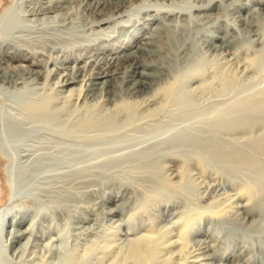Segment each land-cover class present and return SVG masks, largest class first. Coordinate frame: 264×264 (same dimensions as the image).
Returning a JSON list of instances; mask_svg holds the SVG:
<instances>
[{
    "label": "rangeland",
    "instance_id": "374dc122",
    "mask_svg": "<svg viewBox=\"0 0 264 264\" xmlns=\"http://www.w3.org/2000/svg\"><path fill=\"white\" fill-rule=\"evenodd\" d=\"M94 1L67 2L61 18L63 47L69 52L63 56L68 61L65 64L82 67L86 76L95 71L92 60L103 54H127L116 59L110 68L115 71L127 68L133 56L150 60L135 46L143 41L141 36L153 33L149 28L159 25L158 8L174 6L203 14L192 9L210 4L212 9L204 12L209 16L199 19L197 28L215 31L216 23L226 26L233 22L239 33L233 28L216 32L218 37L205 56V65L194 69L197 75L204 74L174 95L168 87L175 78H169L158 92L146 89L134 96L113 88L110 102L100 92L84 97V86L78 100L72 97L63 105L64 123L72 127L73 140L42 145V150L15 166L22 170L32 167L35 161L59 158L56 167L35 171L36 190L22 184L20 188H24L11 201L8 168L13 165L10 159L0 158V210L10 206L24 211L37 206L48 211V217L36 219L30 243L16 260L22 264H264V193H259L255 185L259 175H252L240 165L219 166L201 155L219 144L226 152L234 151L264 166V0H134L121 9L131 16L123 18L127 27L106 23L105 30L92 26V21L109 16L111 5L99 6ZM146 4H152L156 11L148 14L158 19L149 21L150 17L141 10ZM238 16L247 17L253 25L239 22ZM174 17L169 20L175 21ZM134 31L138 34L134 35ZM221 37L231 43L222 44ZM52 56L58 59L57 54ZM117 111L122 115L115 120L108 117ZM179 113L192 117L189 131L193 136L206 139V144L197 143L203 152L187 157L145 156L159 149L155 144L170 130H181L176 120ZM217 113L226 118H247L249 123L225 125L218 133L208 124ZM95 118L113 120L116 126L112 132L121 136L113 146L123 147L109 156L92 155L103 146L86 142L95 135L93 129L87 128L92 123L90 119L95 122ZM159 123L165 127L160 128L163 134H152V139L151 134H144ZM132 152L134 156L121 158L117 166L103 167L106 158ZM66 172H77L82 178L73 180ZM59 194L62 199L56 200ZM12 220L10 215L0 220L2 264L4 254L9 255L4 241ZM30 221L32 217L25 216L19 228L25 229ZM26 236L21 237V242ZM60 242L66 252L62 260L57 251ZM195 257L204 259L198 262Z\"/></svg>",
    "mask_w": 264,
    "mask_h": 264
},
{
    "label": "bare ground",
    "instance_id": "6f19581e",
    "mask_svg": "<svg viewBox=\"0 0 264 264\" xmlns=\"http://www.w3.org/2000/svg\"><path fill=\"white\" fill-rule=\"evenodd\" d=\"M70 1L0 0V158L10 159L13 165L10 169L8 168L10 176L9 198L11 201L17 197L24 186L30 185L31 190H36L35 183L37 182L36 179H38V176L35 175V171L38 168L42 167L43 170L50 169L60 164L59 158L57 159V157L55 158L52 156L48 157L47 160L44 159L47 161L44 163L35 161L32 167H30V165L27 169L19 170L17 168V170L15 167L17 163H19L18 161L29 159L42 150V145H60L63 143L62 140L64 139L73 140L70 131L72 127L68 128L64 123V112L66 110H64L63 105L72 97L78 100L84 86V97L88 94L91 96L96 92H100L107 95V101L110 102L112 98L110 99L109 97L111 96L110 93L113 88H117L121 93L134 96L146 89H155V91L158 92L160 88L167 85L169 78H175V81L168 87V89H172L171 91H173L171 95H174L175 91H180L188 82L204 74L197 75L196 72L194 73V69L198 68V66L205 65V56L213 44V39L218 37L215 35L216 32H220L222 29L226 28H233L239 33V29L233 22L230 24L227 23L226 26L216 23V26H214L215 31L209 30L207 27L197 28L199 19L203 20V17L206 18L209 16L204 12L212 9L213 5L210 4H204L205 6L197 5L193 9L191 8L194 11L203 12V14H192L191 10L174 6L166 10L158 8L156 11L154 8H151L152 4H146L141 10L147 13L148 18L150 17L149 21L158 19L148 14L150 11L154 10L161 15L159 25L149 28L153 30V33H149L148 36H141V40L143 39V41L140 42V45L135 46V49L140 50L141 53L150 60L133 56L127 68L123 71H115L110 70V68L115 65L116 59L127 57V54L121 53V55L115 57H112V55L110 56V54H103L101 57L92 60L95 71L93 74H88L86 76V74L83 73L82 67H77L76 65L66 66L65 63L68 61L63 57L69 54V52L64 51L63 47L65 39L63 32L64 21L61 20V18L63 11L66 9L65 4ZM133 1L134 0H113V2H109L107 0H95L94 3L99 6L111 5V12L107 17L99 15L101 19L92 21V26H98L100 30H105L107 28L103 27V25L112 23L113 26L126 28L127 26L125 23L127 20L123 18L127 17V19H129L131 16L123 14L121 9L125 4H130ZM219 3H221V1ZM170 16H175V21L169 20ZM238 17V21L247 24L248 27L253 25L251 20L247 17ZM141 19L144 20L146 18L141 17ZM133 34L136 35L138 32L134 31ZM219 39L222 44H226V42L228 44V42H230L224 37ZM53 54H57V60H55L56 56L54 59L52 58ZM128 55H130V53ZM46 63H49L52 67L50 66L49 68ZM139 67L142 68V71H133V69ZM138 74L139 76L136 77ZM167 90H165V92ZM218 102L217 104H219ZM202 111L203 110H201V112ZM120 113L122 112L120 111ZM120 113L118 111L109 113L108 117L115 120L118 116L122 115ZM91 114L93 116L92 112ZM225 118L226 117L221 113H217V116L209 121L208 124H211L216 132L220 133V131L225 128V125L229 127L232 124L239 123V125L241 124V126H244L249 123L248 120H246L247 118L240 119L234 116ZM91 119L90 121L92 123L90 122L91 125H87V128L93 129L95 135L88 137L86 142L89 145L93 144L97 147L99 145L103 146L92 155L109 156L118 148L120 149V147H123L118 144L113 146V143H119V137H121L120 135L117 136V134L114 135L112 132L116 126L112 124L113 120L107 119L108 121H99L95 118L96 120L94 119L95 122H93ZM176 120L178 124H181V130L173 131L169 129L171 132L165 134L162 139L155 144L159 149L145 156L153 157V155H160L163 158H167L175 154H182L187 157L191 154L203 152L199 149L197 143L202 142L206 144V139L195 137L189 131L192 117L187 115L181 116L180 114V118ZM160 124L162 123L158 125L155 124L154 127L156 129H154V127H149L150 130H146L144 134H151L149 136L150 139L153 138L152 134L155 136L163 134L160 128L165 127L160 126ZM135 125L136 124H134V126ZM218 145L210 146L208 152L205 151L201 154L202 157L214 161L219 166L226 165V167L233 168L236 165H240L246 168L247 171L249 170L252 175H259L260 178L256 180L255 185L259 193H264V166L249 162L250 160L248 161L247 157L235 153L234 151L226 152L221 148V145ZM134 154L135 153L132 152L117 157H111V159L106 158L103 167L109 169L117 166L121 158L134 156ZM138 155L139 154L136 153L135 156ZM69 172H66L68 178L70 177L73 178V180H77L81 177H79L77 172ZM22 184L25 185L20 188ZM55 199H62V194L56 196ZM0 211V220H3L6 215H10L13 219L8 222L10 228L5 234L4 250L9 252L10 255L9 256L8 253L4 254L5 264H22V262H19L21 260H16V257L26 251L30 243V236L35 232L34 225L36 219L46 217L48 211L42 210L37 206L27 208L24 211L20 209L15 210L7 206ZM25 216L32 217V221H30L25 229H20L19 227L22 225ZM23 236L26 237L24 242H21L20 239ZM57 251L61 253L59 258L62 260V256H64L62 253H66L62 242H60V245L57 247ZM20 258L21 256H18V259ZM203 259L204 258H198L195 261L199 262Z\"/></svg>",
    "mask_w": 264,
    "mask_h": 264
}]
</instances>
